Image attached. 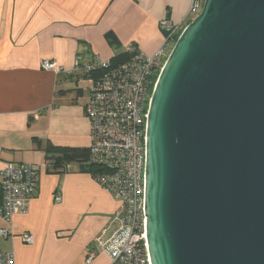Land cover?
Instances as JSON below:
<instances>
[{
    "label": "water",
    "instance_id": "95a60500",
    "mask_svg": "<svg viewBox=\"0 0 264 264\" xmlns=\"http://www.w3.org/2000/svg\"><path fill=\"white\" fill-rule=\"evenodd\" d=\"M150 264H264V0H203L146 125Z\"/></svg>",
    "mask_w": 264,
    "mask_h": 264
},
{
    "label": "crops",
    "instance_id": "0c3cea01",
    "mask_svg": "<svg viewBox=\"0 0 264 264\" xmlns=\"http://www.w3.org/2000/svg\"><path fill=\"white\" fill-rule=\"evenodd\" d=\"M191 3L0 0V170L7 161L25 162L38 173L27 211L12 217L15 235L0 237V251L12 252L16 264L109 263L102 252L86 263V250L117 202L77 163L64 173H48L44 148L48 143L90 145L87 97L77 84L79 64L96 57L110 60L129 44L152 54L164 39L160 22L186 23ZM109 31L119 47L106 40ZM44 58L56 59L65 72L43 69ZM1 227L6 223L0 216ZM24 232L32 235V244L21 240Z\"/></svg>",
    "mask_w": 264,
    "mask_h": 264
},
{
    "label": "built area",
    "instance_id": "2783aa9c",
    "mask_svg": "<svg viewBox=\"0 0 264 264\" xmlns=\"http://www.w3.org/2000/svg\"><path fill=\"white\" fill-rule=\"evenodd\" d=\"M202 5L203 0H192L186 23L162 20L163 42L150 55L129 44L124 51L131 56L124 62L111 66L110 60L96 57L79 64L80 80L89 84L84 106L90 130L88 163L98 169L90 174L118 205L86 250V263L96 252H102L109 257L108 264H150L144 222L148 107L170 50ZM41 67L56 74L65 72L52 58L42 59ZM0 177V216L6 223V227L0 228V237L12 238L15 235L12 217L27 211L36 189L37 168L32 163L7 161ZM20 236L24 243H33L30 233ZM0 264H16L14 254L0 251Z\"/></svg>",
    "mask_w": 264,
    "mask_h": 264
},
{
    "label": "trees",
    "instance_id": "16d2710c",
    "mask_svg": "<svg viewBox=\"0 0 264 264\" xmlns=\"http://www.w3.org/2000/svg\"><path fill=\"white\" fill-rule=\"evenodd\" d=\"M189 23V22H188ZM105 38L111 46L119 47V41L113 32H106ZM130 53L121 51L115 54L111 59V66L124 62L129 59ZM46 156L48 164L46 171L48 173H64L67 170V166L73 163H77L82 166V169L89 173H94L98 169L88 163L89 160V149L88 148H75L66 146H54L48 143L45 146Z\"/></svg>",
    "mask_w": 264,
    "mask_h": 264
},
{
    "label": "rangeland",
    "instance_id": "374dc122",
    "mask_svg": "<svg viewBox=\"0 0 264 264\" xmlns=\"http://www.w3.org/2000/svg\"><path fill=\"white\" fill-rule=\"evenodd\" d=\"M77 84H78V87L82 90L84 96L87 97V95H88L87 89L89 87V84L86 81L83 82L82 80H80V78H79Z\"/></svg>",
    "mask_w": 264,
    "mask_h": 264
}]
</instances>
